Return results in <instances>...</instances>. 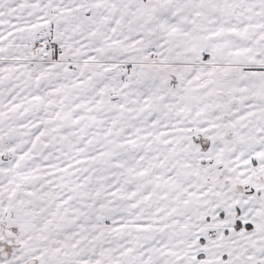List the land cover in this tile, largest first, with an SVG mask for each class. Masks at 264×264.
<instances>
[{
    "label": "snow or ice",
    "instance_id": "6c2138e0",
    "mask_svg": "<svg viewBox=\"0 0 264 264\" xmlns=\"http://www.w3.org/2000/svg\"><path fill=\"white\" fill-rule=\"evenodd\" d=\"M0 264H264V0H0Z\"/></svg>",
    "mask_w": 264,
    "mask_h": 264
}]
</instances>
